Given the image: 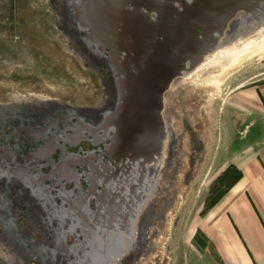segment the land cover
I'll return each instance as SVG.
<instances>
[{"label":"water","instance_id":"95a60500","mask_svg":"<svg viewBox=\"0 0 264 264\" xmlns=\"http://www.w3.org/2000/svg\"><path fill=\"white\" fill-rule=\"evenodd\" d=\"M67 1L80 31L78 42L108 61L110 97L106 104L91 108L56 105L46 113V125L75 117V139L103 142L105 150L88 156L87 172L78 171L83 163L71 152L60 164L66 169L64 174H56L59 165L43 174L54 178L49 186L52 192L62 190L67 200L85 204L86 222L91 223L83 227L97 253L91 252V259L81 264H123L127 255L129 264L137 256L135 248L142 243L145 250L151 237L149 212L168 157L181 150L172 117L166 112V94L210 61L219 46L206 43L210 37L197 31V21H190L186 15L176 18L175 1L187 0ZM255 1L258 18L249 21L253 27L247 35L228 36L226 45L264 32V0ZM90 5L95 6L97 16H92ZM84 179L87 185L82 183ZM102 194L120 202L125 222H103ZM93 212L94 221L89 216ZM145 213L146 228L141 236L140 218ZM90 231L95 235H89Z\"/></svg>","mask_w":264,"mask_h":264},{"label":"rangeland","instance_id":"374dc122","mask_svg":"<svg viewBox=\"0 0 264 264\" xmlns=\"http://www.w3.org/2000/svg\"><path fill=\"white\" fill-rule=\"evenodd\" d=\"M56 5L57 0H0V103L21 94L51 95L79 107L102 102L101 73L82 65L67 49L66 33L60 30L56 11L52 12ZM102 73L108 76L105 67ZM196 76L178 81L166 94V112L182 137L183 154L178 170L170 166L162 175L153 200V208L164 211L162 219L152 218L156 230L129 264H264L248 254L246 260L227 261L217 245L225 223H230L228 200H234L239 190L234 187L240 176L235 159L241 146L242 114L235 95L238 87L264 80V50L220 80L201 82ZM83 147L90 148V142H83ZM19 159L15 156L14 162ZM21 167L36 171L34 163ZM244 214L250 221V215ZM21 225L25 235L34 233L25 220ZM0 237L8 240L5 234ZM0 257L6 264H24L4 247ZM127 263L126 256L123 264Z\"/></svg>","mask_w":264,"mask_h":264},{"label":"flooded vegetation","instance_id":"af4514ba","mask_svg":"<svg viewBox=\"0 0 264 264\" xmlns=\"http://www.w3.org/2000/svg\"><path fill=\"white\" fill-rule=\"evenodd\" d=\"M186 3L175 1L176 18L181 19L186 15L190 21H197V31L204 32V35L210 37L206 43L212 47L219 46L216 54L236 45L238 40L232 41L229 45L224 42L228 36L247 35L253 27L249 21L258 18L255 0H187ZM55 11L60 30L66 33L64 44L67 49L74 53L82 65H88L97 73L99 71L101 73L99 75L105 86L104 96L100 105L94 107L106 104L111 91V72L108 61L102 55L88 52L85 45L78 42L77 37L80 31L72 20L67 0H57V5L52 12ZM241 42L244 41L238 43ZM104 67L107 69V77L102 73ZM16 97L0 103V171L4 172L0 174V235L5 234L7 236L5 238L8 239L2 240L0 237V247L9 251L14 260H20L24 264L31 262L81 264L89 261L92 253H97V247L89 245L88 230L84 228L86 224L91 223L90 220L86 222L87 215L81 207H76V215L63 217L61 198L58 195L60 191L50 192L49 186L54 182V178L45 177L44 174L60 165L71 152L79 155L77 158L83 165L78 167H83L81 171L87 172L89 170L88 156L90 154L98 156L102 150H105L104 143L88 139L77 141L73 136L76 127L75 117L65 120L57 119L55 125H46V113L50 109L53 110L59 104H75L51 95L21 94ZM86 115H90V112L86 111ZM174 134L179 137L175 129ZM178 137L181 146L182 137ZM198 140L202 143V147V139L198 138ZM83 142H90L91 147L84 149ZM74 146L78 150L73 151L71 148ZM182 154L183 151L181 152L178 148L168 157L164 174L170 166L178 170ZM15 156H20L19 162H14ZM105 157L106 155H103V158ZM93 160L96 162V159ZM67 161L70 162V159L67 158ZM30 163H34L36 171L24 170L21 167V164L28 166ZM38 171H43L44 174H38ZM82 183L87 185V180L84 179ZM56 186L60 187V184ZM12 192L15 194V199L9 197ZM91 200L95 202L93 197ZM15 207L18 211L16 217L14 216ZM163 212L152 206L149 216L151 220L152 218L160 220ZM89 216L92 221L96 218L95 212ZM147 216L148 214L145 213L140 218L141 236L146 228ZM22 220L27 222L34 233H39L38 239L34 233L24 234ZM151 225L152 230L149 236L156 230L153 222ZM17 228L21 231L17 232ZM91 233L90 231L89 234ZM144 247L140 243L135 248V255L142 252ZM19 250L23 252L20 253ZM128 259L129 255H127ZM0 262L6 264L1 257Z\"/></svg>","mask_w":264,"mask_h":264},{"label":"crops","instance_id":"0c3cea01","mask_svg":"<svg viewBox=\"0 0 264 264\" xmlns=\"http://www.w3.org/2000/svg\"><path fill=\"white\" fill-rule=\"evenodd\" d=\"M235 102L242 114L235 159L240 176L234 185L239 193L228 200L230 223H225L217 245L227 261H243L248 254L264 262V80L238 87Z\"/></svg>","mask_w":264,"mask_h":264},{"label":"bare ground","instance_id":"6f19581e","mask_svg":"<svg viewBox=\"0 0 264 264\" xmlns=\"http://www.w3.org/2000/svg\"><path fill=\"white\" fill-rule=\"evenodd\" d=\"M90 8L92 11V12L90 11L92 13V16H97L98 12L97 10H95V6L90 5ZM238 42L233 47L224 49L223 51L215 54V56L212 57L210 61H208L205 65L200 67L199 70H197L196 72L197 76L195 78L201 82L204 80H207V81L220 80L221 77H223L229 71L234 70L245 59H248L252 55L257 54L260 51L264 50V32L253 36L247 41H244L241 43H238ZM222 62H224L225 64H221ZM59 166L60 168L59 170L56 171V174L58 176H61L62 174L66 172V169L62 165H59ZM3 173H4L3 171H0V174H3ZM38 174H43V171H38ZM50 192L53 193L52 190ZM58 195L61 198V206L63 208V217L72 215L73 211L75 212V215H76V207H81L84 211L85 204L83 201H80L77 199L67 200L65 192L62 190L60 191V193H58ZM101 196H102V203H103L102 205V208H103L102 215H103V220H104L103 222L108 223V224L116 220L125 222V217H124L125 212L121 208L122 205L120 204V202H117L116 200L109 198L107 195L104 196L102 194ZM105 232L107 233V231ZM94 235L95 234H93V236Z\"/></svg>","mask_w":264,"mask_h":264}]
</instances>
